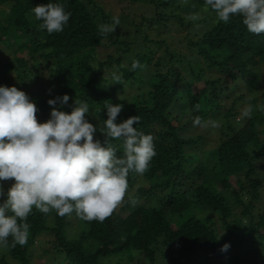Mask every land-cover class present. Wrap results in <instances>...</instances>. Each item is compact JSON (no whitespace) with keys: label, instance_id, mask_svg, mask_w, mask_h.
<instances>
[{"label":"trees","instance_id":"1","mask_svg":"<svg viewBox=\"0 0 264 264\" xmlns=\"http://www.w3.org/2000/svg\"><path fill=\"white\" fill-rule=\"evenodd\" d=\"M50 2L71 13L62 32L49 34L34 17L33 7ZM0 5H9L0 14V54H11L0 58V86L24 91L41 123L50 118L49 99L67 94L68 104L55 106L65 112L75 99L86 101V119L102 144L104 105L122 104L116 123L139 116L134 127L154 137L156 152L143 175L129 173L126 202L103 223L34 209L28 243L7 250L13 258L22 264H49L46 257L59 264H102L100 258L111 255L136 264H264V176L258 173L264 169V92L258 103L249 100L250 118L235 120L246 108L238 110L245 99L238 92L258 86L264 34L248 32L239 16L227 24L218 21L214 12L204 11V0H0ZM197 12L202 19L186 21ZM113 16L120 19L116 31L100 36L98 24ZM169 29L185 31L184 50L172 46L177 37L163 36ZM101 45L113 47L104 59L97 58ZM136 60L145 67L129 71ZM114 71L122 73V85L113 83ZM212 72L226 79L207 75ZM240 79L244 87L229 85L225 94L229 82ZM35 85V92L26 91ZM197 103L199 111L193 108ZM174 106L180 117L170 115ZM197 116L225 119L211 149L201 147L202 134L188 133ZM181 118L187 126L180 125ZM112 143L122 156L120 142ZM2 183L7 193L11 181ZM132 198L135 205L128 202ZM73 223L79 228L70 236ZM226 243L230 247L222 252ZM34 252L42 254L33 257ZM0 264H5L1 253Z\"/></svg>","mask_w":264,"mask_h":264},{"label":"clouds","instance_id":"2","mask_svg":"<svg viewBox=\"0 0 264 264\" xmlns=\"http://www.w3.org/2000/svg\"><path fill=\"white\" fill-rule=\"evenodd\" d=\"M204 11L214 12L225 24L239 16L248 32L264 34V0H204ZM32 12L37 21H42L39 28L49 34L62 32L71 16L61 3L37 5ZM185 19L198 21L202 16L197 12ZM119 24V16H113L111 22L98 24V34L106 38ZM158 29L162 32L163 26ZM169 31L175 30L169 29L163 36L176 37ZM144 67L136 60L129 71ZM111 79L114 84H123L122 73L114 71ZM69 99L67 94L49 99L48 104L53 106L50 118L41 123L36 104L24 91L0 86V249L28 243L27 221L34 209L45 215L54 211L59 217L75 213L83 221L103 223L126 202L129 173L143 175L156 155L154 137L134 127L140 123L139 116L116 123L122 104L105 103L102 144L94 138L96 126L86 119L90 109L86 101L75 99L70 113L55 107L58 102L61 107L67 105ZM193 108L199 111L200 105ZM250 115L249 106L242 116ZM193 123L202 130L220 127L217 121L199 116ZM112 141L120 142L122 156L117 155ZM9 181L11 186L5 193L2 182ZM128 202L135 205L137 200ZM229 247L226 243L221 251Z\"/></svg>","mask_w":264,"mask_h":264},{"label":"rangeland","instance_id":"3","mask_svg":"<svg viewBox=\"0 0 264 264\" xmlns=\"http://www.w3.org/2000/svg\"><path fill=\"white\" fill-rule=\"evenodd\" d=\"M9 8V5H0V14H1V11H7ZM0 18L3 20L2 16H0ZM200 26H202L201 24H197V28H199ZM184 33L181 32V31H169V34H174L176 35L177 38H174L173 42H172V46L173 47H177L179 48V50H184L185 49V42L183 41V38H180L182 37V34ZM0 46H2V44H0ZM4 47V46H3ZM97 50V58H101V59H104L106 58V54L107 53H111L113 51V47L111 48H108V46H98L96 48ZM6 57V58H5ZM0 58L2 59H8V58H11V54L10 52H7V50L3 51L2 54H0ZM1 68H3V66L1 65ZM13 71H15V69L13 68ZM258 71L260 73V76H259V79L257 81V87H254L250 93H247V92H244V93H240L238 92V94H243L245 96V99L242 100V104H241V107L238 108V110H240L241 108H245L249 105V100L252 101V99L254 98H257V103L259 102V97H260V93H263L264 92V62H262L260 65H259V68H258ZM106 72H104L105 74ZM207 75H210V76H222V78L226 79V75L225 74H221L219 72H212V73H208ZM247 78H250V75L247 76ZM236 85V86H239V85H242L244 87V79H240V80H235V81H230L227 88L224 89V92L225 94H228L229 92H231V89L228 88L229 85ZM37 90V85L35 86H30L26 91L29 92V93H33ZM243 90H246V88H243ZM225 104V107H221L218 109L217 113L222 116V113L220 112L221 110H224L226 109V107H229L230 103H231V98L229 99H226L225 102H223ZM220 110V111H219ZM170 115L171 116H175V117H180V111H179V106H174L173 108H171L170 110ZM69 113L71 112V110L68 111ZM241 113H239V115H236L237 117L235 118V120L237 121L238 119H241ZM187 117L186 115L183 117L185 118ZM208 120V119H207ZM212 120V119H211ZM220 121L221 122H225V119L224 118H220ZM220 121H217L220 125ZM182 124V126H187L188 123H182V118H181V123L180 125ZM220 128H217L215 130H202L200 129L198 126H196L195 128L191 129L188 133L190 135H197V134H202L203 137H204V141L201 145V147L204 149V150H208V149H211L213 148L214 146L217 145L218 141H219V137H220ZM225 131V130H224ZM263 166L260 167V169L262 168ZM260 175H263L264 176V169H261L259 172H258ZM264 188V183H263V187ZM262 197L264 198V191H262ZM152 204L154 203H157L158 202V199L156 197H153L152 199ZM239 209H237L235 212L238 213ZM77 228H79V226L77 225V223H73L68 229V234L70 236H72L75 232L76 235H77ZM42 236L40 235V237H38L37 240H39ZM46 237V236H45ZM47 238V237H46ZM40 246V244H39ZM2 251H4L2 253ZM0 253H1V256L4 257V263L5 264H22L20 261H18L17 259L13 258L9 252L7 250H3V249H0ZM35 253V252H34ZM36 254H42L40 252H37L35 254H33V257L36 255ZM46 260L47 263L49 264H59L57 263L56 259H54L55 262H53L51 259L49 258H44ZM101 260V263L102 264H116V263H119V264H136L135 261L133 260H130L128 259L126 256H119V255H111V256H105V257H101L100 258ZM34 259H32L31 262H33ZM139 264H146V263H139Z\"/></svg>","mask_w":264,"mask_h":264}]
</instances>
